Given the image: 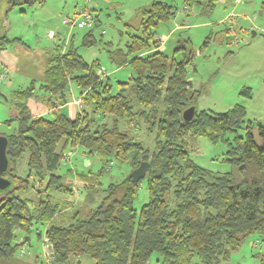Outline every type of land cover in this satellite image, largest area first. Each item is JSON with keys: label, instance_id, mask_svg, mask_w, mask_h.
<instances>
[{"label": "trees", "instance_id": "16d2710c", "mask_svg": "<svg viewBox=\"0 0 264 264\" xmlns=\"http://www.w3.org/2000/svg\"><path fill=\"white\" fill-rule=\"evenodd\" d=\"M44 1L10 2L9 8ZM216 1L194 0L209 14ZM175 10L162 1L139 10L135 23L127 24L125 49L108 51L112 66L130 69L129 80L114 83L99 59L87 62L73 35L69 43L51 49L43 81L11 92L12 117L4 125L17 126L11 134L0 133L9 141V170L4 177L12 182L7 191H0V262L15 257L24 244L14 243L18 231L30 233L58 212L49 194L35 203L22 195L34 187L31 174L46 182L44 190L37 189L39 195L56 185L67 147L81 146L104 164L127 163L130 172L142 162L151 168L138 182L126 175L103 191L91 174H80L87 200L95 204L103 198L89 218L47 228L51 264H81L84 256L93 264H152L153 260L154 264H222L246 238L264 234V125L246 120L241 105L223 113L197 110L198 92L190 87L188 72L193 51L176 61L161 51L157 39L159 25L169 21ZM84 15L92 16L90 27H80L83 19L77 18L65 24L86 29L81 45L92 48L102 42L95 35L99 19ZM17 41L21 40L0 33V53ZM1 74L8 75L2 84L10 81L7 72ZM71 86L78 89L83 106L73 118L63 111L71 100ZM31 101L49 114L35 115ZM191 106L195 116L186 122L183 112ZM101 117L111 121L102 123ZM122 120L125 130L120 129ZM139 125L154 134L152 147L130 134ZM199 138L226 144L225 160L234 172L212 175L198 165L188 145ZM24 156L30 174L20 177L18 165ZM103 172L104 168L99 175ZM143 181L148 199L138 211L135 200Z\"/></svg>", "mask_w": 264, "mask_h": 264}, {"label": "rangeland", "instance_id": "374dc122", "mask_svg": "<svg viewBox=\"0 0 264 264\" xmlns=\"http://www.w3.org/2000/svg\"><path fill=\"white\" fill-rule=\"evenodd\" d=\"M155 1L176 7L173 17L162 22L157 29V39L162 43L161 51L176 61H181L184 54L191 51L194 53L188 72L191 88L198 92L195 104L197 110H207L212 114L223 113L235 105H241L246 108V120L264 125V0H239L238 4L235 0H217L210 14L204 5L194 0H45L43 4H20L12 9L9 8L10 0H0V33L9 38L23 39L35 53L45 52L46 48L63 43L67 36L75 35V46L87 62L99 59L114 83L126 81L131 76L130 69L112 66L108 51L125 49L129 40L127 24L135 23L139 10ZM76 13L81 14L75 17ZM84 13H91L99 19L95 35L102 42L92 48L81 45L86 29L65 24L68 19H84ZM19 81L18 84L17 78L12 76L11 82L0 84V90L11 97V92L18 86L21 87L22 80ZM73 86L77 93L75 97L78 98V89ZM70 93L73 95L72 90ZM76 106H79L78 101ZM11 109V103L0 97V133L4 135L14 132L17 126L16 123L10 127L4 125L12 117ZM105 119L104 123L111 121V118ZM105 119L101 117L98 120L102 122ZM124 128L122 120L120 129L125 130ZM130 134H137L146 147L153 146L154 134L145 127L142 129L139 125L136 130L131 129ZM61 148L62 145L59 150ZM188 150L191 158L212 175L233 173L235 170L225 160L226 144L213 145L206 139L199 138L190 142ZM26 158L24 156L19 161L20 177L30 174ZM86 160L89 162L87 165ZM103 168L104 172L99 175ZM56 174L60 177L56 185L41 195L36 191L44 190L46 182H40L31 174L34 187L31 185L22 196L35 203L45 200L49 194L51 205L58 207V212L51 221L37 223L30 233L18 231L14 243L22 244L25 239L28 241L21 246L15 257L9 261H1L0 264H51L47 253V228L68 226L76 219L89 218L103 198H98L95 204L89 202L79 175L91 174L97 184H100V191H103L131 172L127 163L113 160L104 164L97 155L85 154L84 148L77 146L66 148ZM66 189L73 191L68 192ZM147 199L146 182L143 181L135 200V208L140 211ZM81 264H93V260L84 256ZM222 264H264V234L256 233L246 238Z\"/></svg>", "mask_w": 264, "mask_h": 264}, {"label": "crops", "instance_id": "0c3cea01", "mask_svg": "<svg viewBox=\"0 0 264 264\" xmlns=\"http://www.w3.org/2000/svg\"><path fill=\"white\" fill-rule=\"evenodd\" d=\"M218 1L225 2L226 0ZM234 2L238 4L239 0H235ZM70 39L71 35L70 37L67 36V38L64 40L66 41V44L69 43ZM20 40L21 41H17L13 45H10L7 50L1 52L0 71L7 72L9 74V82H11V78L13 76L17 78L18 84L20 82L19 80H22V83H20L22 84L21 87H27L32 81H43L44 71L49 64L52 48H46L45 52L39 51V53H35V50L27 46L23 39ZM71 90L73 91V95H71L72 100H70V102L63 107V111L67 113L71 118H73L78 112L83 109V106L79 100V97H75L77 93L75 92L74 88H72V86ZM77 101L79 102V106H76ZM29 105L31 111L35 115L39 114V116H47L49 114L45 107L37 105L35 101H31Z\"/></svg>", "mask_w": 264, "mask_h": 264}, {"label": "water", "instance_id": "95a60500", "mask_svg": "<svg viewBox=\"0 0 264 264\" xmlns=\"http://www.w3.org/2000/svg\"><path fill=\"white\" fill-rule=\"evenodd\" d=\"M19 1H26V0H10V2H19ZM190 87L192 86V83L189 81ZM0 97L4 98L5 101H8V97L2 93L0 90ZM195 107L191 106L187 108L183 112V119L186 122H190L193 120L195 116ZM9 141L6 136L0 135V191L4 192L7 191L11 185L12 182L4 177V174H6L9 170V159L7 156V149H8ZM85 164H89V162L86 160ZM151 166L148 162H142L138 168L133 170L130 174L131 179L134 182H138L139 180L143 179L148 171L150 170ZM28 240L25 239L24 243H26Z\"/></svg>", "mask_w": 264, "mask_h": 264}, {"label": "built area", "instance_id": "2783aa9c", "mask_svg": "<svg viewBox=\"0 0 264 264\" xmlns=\"http://www.w3.org/2000/svg\"><path fill=\"white\" fill-rule=\"evenodd\" d=\"M93 18L90 15H85V18L79 22V26L90 27L92 25ZM8 78V75H0V84L4 83ZM50 252V246L47 247V253ZM49 255V254H48Z\"/></svg>", "mask_w": 264, "mask_h": 264}]
</instances>
